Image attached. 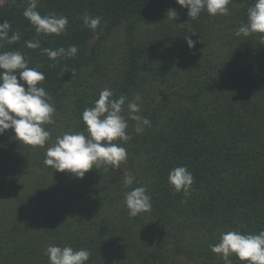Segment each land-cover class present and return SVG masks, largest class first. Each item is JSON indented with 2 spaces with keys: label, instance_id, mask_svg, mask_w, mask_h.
I'll use <instances>...</instances> for the list:
<instances>
[{
  "label": "trees",
  "instance_id": "obj_1",
  "mask_svg": "<svg viewBox=\"0 0 264 264\" xmlns=\"http://www.w3.org/2000/svg\"><path fill=\"white\" fill-rule=\"evenodd\" d=\"M4 1L0 3V23L10 22L9 35L18 32L20 40L4 42L0 52L20 51L29 67L39 66L45 75L40 86L52 97L55 121L59 114L66 116L69 112L72 132L85 130L82 113L99 98L98 82L102 83L105 76L101 47L115 29L126 28L129 54L121 58L125 67L110 89L116 97L125 95L129 101L137 94L144 101L139 114L147 117L151 126L137 135L135 122L129 120L131 139L120 142L127 149L128 162H122L118 169L106 172L101 166L91 169L83 179L60 172L50 183L36 181L35 196L22 197L31 200L28 206L34 205L32 220L25 222V215L17 214L11 222L21 225L13 229L5 227L4 219L0 222V264H49L45 254L49 245L87 249L91 252L87 264H168L165 252L151 250L158 245L156 235L172 242L177 255L200 259L212 254L209 246L217 243L223 232L264 231V58L257 61L258 66L254 63L227 71L206 64L199 71L204 79L186 84L184 77L183 85L177 83L180 100L158 103L156 94L146 87L150 85L147 76L151 71L154 76H178L176 66L198 50L199 44L211 42L205 36L207 12L192 19L188 9L176 0H36L41 15L55 13L68 18L66 34L55 36L37 33L23 16L32 0ZM233 2L243 6L239 11L241 25L255 0ZM170 9L176 10V20L167 18ZM85 13L101 17L98 27L100 30L104 26L105 32L96 40L97 29L83 25ZM145 25L158 28L139 39L136 29ZM256 35L260 37L253 34L248 40ZM185 37L196 41L194 48H188ZM28 40L39 41L42 48L76 45L79 51L75 57L57 63L40 49H28ZM168 41L175 47L168 48ZM105 66H109L107 59ZM62 68L66 70L59 77ZM257 92L260 97L255 100L250 93ZM11 133L14 135L8 130L0 136V145ZM13 156L18 162L22 159L20 154ZM39 156L40 160L30 157L43 163V152L39 151ZM177 166H186L194 176L187 197L168 183L170 170ZM128 172L139 183L125 188L123 174ZM9 184L15 189L18 178L10 179ZM3 186L0 184V190ZM137 186H147L152 209L130 217L124 193ZM127 217L155 234L139 240V230L127 229ZM186 234L193 241L182 247Z\"/></svg>",
  "mask_w": 264,
  "mask_h": 264
},
{
  "label": "clouds",
  "instance_id": "obj_2",
  "mask_svg": "<svg viewBox=\"0 0 264 264\" xmlns=\"http://www.w3.org/2000/svg\"><path fill=\"white\" fill-rule=\"evenodd\" d=\"M230 2L231 0H176L179 6L188 9V17L192 19H197L203 11L211 16H228ZM177 15L175 9L167 12V18L176 20ZM23 16L35 26L37 33L55 36L66 34L68 18L55 13L41 15L37 11L36 0L29 3ZM100 24L101 17L84 14L85 27L96 30ZM10 30V22L0 23V47H3L4 42L11 44L20 40V34L13 32L10 36ZM253 34H260V40L264 41V0H255L254 5L248 8L247 21L236 31L237 36L248 37ZM185 40L189 49L195 47L196 41L191 37H185ZM25 46L28 49H40L57 63L62 58L75 57L79 51L76 45L56 49L42 48L37 40H28ZM38 69L39 66L29 67L28 60L20 51L0 52V136L12 130L14 139L20 144L44 147L51 137V132L45 126L55 123L56 108L51 95L40 86L45 75ZM65 70L62 68L58 76H63ZM71 72L75 75V70ZM139 99L138 95L131 101L125 95L116 97L114 90L105 87L94 105L85 108L82 113L85 130L68 131L58 136L55 143L47 147L44 164L54 169L53 172H66L77 179H83L91 169H99L101 166L106 172L118 169L127 160V149L120 142L131 139L127 132L129 120L135 122L134 131L137 135L143 134L145 128L151 126V121L139 114ZM125 111L127 116L124 115ZM134 183L139 182L133 174H123L125 188H130ZM168 183L177 193L183 191L187 197L194 183V176L186 166H177L170 170ZM124 202L130 217L152 209V198L147 186H137L126 191ZM209 247L212 253L222 257L225 264H232L233 255L242 264H264V231L258 234H243L236 230L223 232L218 242ZM45 254L49 264H87L91 256L89 250H76L70 245H49Z\"/></svg>",
  "mask_w": 264,
  "mask_h": 264
},
{
  "label": "rangeland",
  "instance_id": "obj_3",
  "mask_svg": "<svg viewBox=\"0 0 264 264\" xmlns=\"http://www.w3.org/2000/svg\"><path fill=\"white\" fill-rule=\"evenodd\" d=\"M0 3H5V1L1 0ZM228 8L230 11L228 16H211L208 14L209 26L208 32L205 33V36L207 39L211 38V42L206 45L203 44L204 46L199 44L198 50H193L185 57L184 61L181 62V65L176 66L178 69L177 72L179 73L178 76H171V74H169L168 77L165 78L162 75L154 76L152 71L149 73L147 77L150 80V85H146V87L150 92L156 94L158 103H165L168 101L176 102L180 100L181 98L178 96L180 95L178 91L179 85L177 83L181 81V86L182 78L184 77H186V84L187 82L189 84L191 81H195L197 78L201 79L202 77L204 79V74L199 73V71L201 69H205L204 67L206 64L207 66L210 64L215 66L216 69L218 68L219 70L225 71L231 69H245L251 65L254 66V63H256L255 66L259 65L257 64V61L264 58V41L260 40L259 35L252 37L250 40H248L250 36H237L236 31L241 26L239 23V11L243 8V6L233 2L228 5ZM204 13H206V11H204ZM138 28V30L136 29L138 38L145 39L148 33H150V30L152 31L154 28H158V25H151V27L145 25ZM97 31L98 34H96L94 40H96L101 34L105 32L104 26H102L100 30L99 27H97ZM127 38L126 28L119 27L111 33L109 39H107L104 42V45L101 47L100 58L102 66L105 67V76L102 83L98 82L100 91L105 87L113 88V84L118 78L119 70L124 69L125 65L122 64L123 60L121 61V58L124 55L127 56L129 54V50L127 49ZM168 46V48L171 46L175 47L171 41H168ZM106 59L110 69L105 66ZM189 68L192 70L187 71ZM255 69L258 70L256 67L254 70ZM193 74H195L196 78L193 76ZM94 81L96 84L97 81ZM250 96L256 100L260 97V93H252V95L250 93ZM137 103L140 104L142 110L144 101L140 98ZM126 107L127 106L125 105V109ZM125 112L128 115L127 111ZM259 112H261L260 109ZM69 115V112L66 116L59 114L54 124L45 126L46 129L51 132V137L44 147L26 146L20 144V142L14 139V135L12 133L9 135L10 137H8V139L1 144L3 147L0 148V178L2 179L0 184L4 186L3 189L0 190V222H2V219H4L5 221H3V223L7 229H13L16 226L21 225L20 222L15 224L11 222V218L17 214L25 215L23 219L25 222H30L32 220L33 216L31 213H36L33 211L34 205L28 206V203L31 200H24L22 197H24V195H30L29 197L31 198L35 196L36 190L38 189L35 188V186H37L35 184L36 181L39 184H41L40 182L44 181L50 183L53 181L50 180L55 176V173L60 174V172H53L54 169H52L50 172L49 166H46L44 162H35L33 161V158L35 157L36 160H40L39 151L43 152L45 157L47 147L55 143L58 136H61L65 132L71 131V125L69 126V124H72V122L69 123ZM14 154H20L22 156L21 161L18 158V162L16 157L13 156ZM31 155L33 158L30 157ZM127 162L128 161L126 160L125 163ZM15 178H18V186L15 188L17 192H15V189H12L11 185L9 184V180ZM9 190L12 191V194H7ZM21 210L23 213L20 212ZM127 219V229L130 231L139 230V240H143V236L144 238H147L149 236L152 237L155 234L151 231L144 230L143 227L138 226L134 219H129L128 217ZM154 241L158 243V245L154 246L151 250L158 251L161 249L162 252H165V255L168 256V264H207L211 262L213 264L225 263L220 255L213 253L209 257L202 255L200 256V259L193 258L194 260L189 259L185 254L177 255L174 249V244L169 242L166 238L162 239L159 235H156ZM191 241H193V237L189 234H186L185 240H182L180 244L182 247L189 246L190 244L188 245V242ZM214 258L215 260H213ZM231 260L232 264H240L239 260L234 255L231 257Z\"/></svg>",
  "mask_w": 264,
  "mask_h": 264
}]
</instances>
